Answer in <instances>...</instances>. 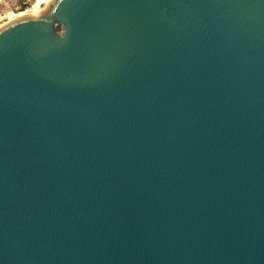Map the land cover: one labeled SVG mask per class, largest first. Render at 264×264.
Returning <instances> with one entry per match:
<instances>
[{
  "label": "water",
  "instance_id": "95a60500",
  "mask_svg": "<svg viewBox=\"0 0 264 264\" xmlns=\"http://www.w3.org/2000/svg\"><path fill=\"white\" fill-rule=\"evenodd\" d=\"M0 264H264V0L1 25Z\"/></svg>",
  "mask_w": 264,
  "mask_h": 264
},
{
  "label": "rangeland",
  "instance_id": "374dc122",
  "mask_svg": "<svg viewBox=\"0 0 264 264\" xmlns=\"http://www.w3.org/2000/svg\"><path fill=\"white\" fill-rule=\"evenodd\" d=\"M37 2L38 0H0V26L8 21L9 12H30Z\"/></svg>",
  "mask_w": 264,
  "mask_h": 264
},
{
  "label": "bare ground",
  "instance_id": "6f19581e",
  "mask_svg": "<svg viewBox=\"0 0 264 264\" xmlns=\"http://www.w3.org/2000/svg\"><path fill=\"white\" fill-rule=\"evenodd\" d=\"M51 2L52 0H38V2L33 5L30 12H25V11H21L19 13L9 12L8 14L9 19L7 22L13 21L23 16L40 14L45 9V7Z\"/></svg>",
  "mask_w": 264,
  "mask_h": 264
}]
</instances>
